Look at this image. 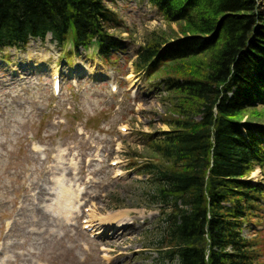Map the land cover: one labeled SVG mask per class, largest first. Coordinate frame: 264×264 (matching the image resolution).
I'll list each match as a JSON object with an SVG mask.
<instances>
[{
  "label": "rangeland",
  "instance_id": "1",
  "mask_svg": "<svg viewBox=\"0 0 264 264\" xmlns=\"http://www.w3.org/2000/svg\"><path fill=\"white\" fill-rule=\"evenodd\" d=\"M104 2L120 16L121 29L112 32L126 44L110 59L96 48H60L51 36L0 54V264H172L159 252L165 217L139 198L143 185L135 182L148 180L140 168L158 160L148 136L168 131L173 96L133 62L141 46L179 29L147 1ZM64 179L73 192L65 218L55 208ZM247 180L264 183V173L257 168ZM122 220L126 231L111 224ZM88 221L96 228L86 234ZM246 228L253 238L264 222ZM117 229L124 236L107 246Z\"/></svg>",
  "mask_w": 264,
  "mask_h": 264
},
{
  "label": "trees",
  "instance_id": "2",
  "mask_svg": "<svg viewBox=\"0 0 264 264\" xmlns=\"http://www.w3.org/2000/svg\"><path fill=\"white\" fill-rule=\"evenodd\" d=\"M148 2L179 29L134 63L173 96L169 131L148 136L158 160L135 182L165 217L159 252L172 264H264V231L244 236L264 222V183L247 180L264 173V0ZM122 23L104 0H0V52L50 33L76 50L97 39L108 59L126 48L112 32Z\"/></svg>",
  "mask_w": 264,
  "mask_h": 264
},
{
  "label": "bare ground",
  "instance_id": "3",
  "mask_svg": "<svg viewBox=\"0 0 264 264\" xmlns=\"http://www.w3.org/2000/svg\"><path fill=\"white\" fill-rule=\"evenodd\" d=\"M44 150H41V152ZM66 180L64 179L63 181H61L59 184V187H56L55 191L57 192L56 197H55V202H57V206L55 207L57 211H59L62 216L65 218V210L67 207H70L72 204V197H73V192L69 189V186L65 185ZM58 184V183H57ZM113 216H111L112 218ZM118 225V229H124L125 231L128 229V223L126 224L125 220L123 221H118V222H114L111 224H116ZM92 224V223H91ZM115 230L113 233L114 235L107 240L106 242H108L106 245L107 246H112V244L117 243L120 238H122L124 236V234H122V236L117 232L119 230ZM103 231V233L106 230L101 229L100 232ZM98 232V233H100Z\"/></svg>",
  "mask_w": 264,
  "mask_h": 264
}]
</instances>
